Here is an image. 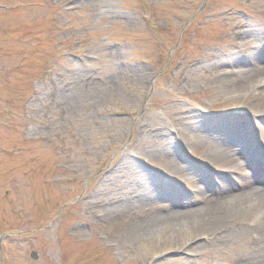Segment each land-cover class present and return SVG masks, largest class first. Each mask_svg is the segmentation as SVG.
<instances>
[{"label":"rangeland","instance_id":"374dc122","mask_svg":"<svg viewBox=\"0 0 264 264\" xmlns=\"http://www.w3.org/2000/svg\"><path fill=\"white\" fill-rule=\"evenodd\" d=\"M262 45L264 0H0V264L263 260L264 228L237 216L216 221L211 236H119L152 210L136 202L140 192L121 206L137 189L132 171L167 178L170 191L155 186L163 213L198 200L142 158L153 123L173 132L187 117L210 134L255 119L264 128L244 93L227 90L244 70L264 68ZM251 148L263 158L264 148ZM174 153L212 194L217 171ZM108 202L119 210L111 215Z\"/></svg>","mask_w":264,"mask_h":264},{"label":"bare ground","instance_id":"6f19581e","mask_svg":"<svg viewBox=\"0 0 264 264\" xmlns=\"http://www.w3.org/2000/svg\"><path fill=\"white\" fill-rule=\"evenodd\" d=\"M239 34L244 35L245 32H236L233 35ZM238 77L227 90L236 94L244 93L242 100L245 108L251 110L249 115L253 119L263 118L264 68L255 67L244 70ZM255 87H263V89L259 90ZM182 121L186 125H174L173 132L170 129L158 130L159 124L153 123L149 129L155 137L150 139L149 143H143L145 141L143 140L142 145L148 146L150 151H146L142 158L154 167L160 168L166 177L181 181L191 188L198 198L197 203L194 204L195 207L180 212L163 213L162 208L156 204L155 186L161 184L164 186L163 189L169 190L168 184L165 183L167 178L143 176L139 172L138 175L132 171L133 178L136 177L137 180V189L133 188L134 186L128 187L129 190L123 195L121 206L129 208L133 199L132 195L140 192L141 194L135 199L136 202L139 201L142 206H151L153 211H149L142 221L123 223L119 227V236L131 239L157 233L177 236L179 233L186 232L194 235L199 231L208 232V236H211L217 231L216 221L219 223L223 216H237L243 221L250 219L255 226L264 228V156L262 158L261 155L260 158L257 154L258 150L251 148L254 145L264 148V128L260 122L254 119V122L242 125L240 122L229 119L222 125L212 126V132L208 134L205 125H195L192 118L185 117ZM233 135L238 137L234 139ZM232 143H235L234 148ZM178 147L185 150L187 155L217 171V181L213 187L211 186L212 194L206 191L208 188L198 186L191 168L189 169L176 159L174 151L176 152ZM247 168H252L253 173L247 172ZM228 175L231 178H228ZM245 177L250 178L248 185L242 183ZM230 189L237 193L230 196L232 200L227 202L222 198V194ZM119 208L120 206L113 202H108L104 207L111 215ZM112 225L114 230V223ZM174 241H178L177 237ZM186 245L187 243H183L179 250H186ZM257 262L264 263V258L263 260L255 259L251 264Z\"/></svg>","mask_w":264,"mask_h":264},{"label":"water","instance_id":"95a60500","mask_svg":"<svg viewBox=\"0 0 264 264\" xmlns=\"http://www.w3.org/2000/svg\"><path fill=\"white\" fill-rule=\"evenodd\" d=\"M31 258H32V259H34V260H36V259H37V255H36V253H35V252L31 253Z\"/></svg>","mask_w":264,"mask_h":264}]
</instances>
